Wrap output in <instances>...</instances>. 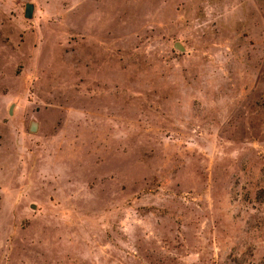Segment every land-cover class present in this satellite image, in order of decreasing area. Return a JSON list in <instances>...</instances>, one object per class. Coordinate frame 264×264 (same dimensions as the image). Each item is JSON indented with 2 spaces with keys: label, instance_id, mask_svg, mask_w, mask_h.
Instances as JSON below:
<instances>
[{
  "label": "rangeland",
  "instance_id": "rangeland-1",
  "mask_svg": "<svg viewBox=\"0 0 264 264\" xmlns=\"http://www.w3.org/2000/svg\"><path fill=\"white\" fill-rule=\"evenodd\" d=\"M0 264H264V0H0Z\"/></svg>",
  "mask_w": 264,
  "mask_h": 264
},
{
  "label": "water",
  "instance_id": "water-1",
  "mask_svg": "<svg viewBox=\"0 0 264 264\" xmlns=\"http://www.w3.org/2000/svg\"><path fill=\"white\" fill-rule=\"evenodd\" d=\"M32 4L28 1H25L24 2V5H23V16L25 18H30L32 16ZM174 47L176 49H183V47L178 43V42H174ZM30 129H34V123H31V126H30Z\"/></svg>",
  "mask_w": 264,
  "mask_h": 264
}]
</instances>
